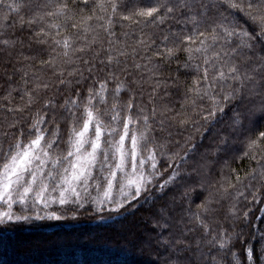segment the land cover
<instances>
[{
	"label": "snow or ice",
	"instance_id": "snow-or-ice-1",
	"mask_svg": "<svg viewBox=\"0 0 264 264\" xmlns=\"http://www.w3.org/2000/svg\"><path fill=\"white\" fill-rule=\"evenodd\" d=\"M264 0H0V229L139 217L146 264H264Z\"/></svg>",
	"mask_w": 264,
	"mask_h": 264
},
{
	"label": "trees",
	"instance_id": "trees-1",
	"mask_svg": "<svg viewBox=\"0 0 264 264\" xmlns=\"http://www.w3.org/2000/svg\"><path fill=\"white\" fill-rule=\"evenodd\" d=\"M264 203L254 205V219ZM84 216L75 223L42 222L15 232L0 229V264H146L122 236L140 227L139 217L121 223Z\"/></svg>",
	"mask_w": 264,
	"mask_h": 264
},
{
	"label": "rangeland",
	"instance_id": "rangeland-1",
	"mask_svg": "<svg viewBox=\"0 0 264 264\" xmlns=\"http://www.w3.org/2000/svg\"><path fill=\"white\" fill-rule=\"evenodd\" d=\"M79 220V219H77ZM77 220H68V221H63V222H59L60 224H68V222L70 223H75ZM102 220H106L105 218H102ZM52 223H57V222H52Z\"/></svg>",
	"mask_w": 264,
	"mask_h": 264
}]
</instances>
